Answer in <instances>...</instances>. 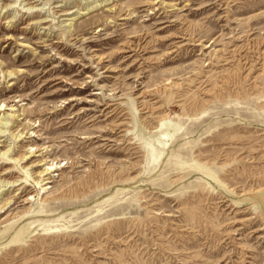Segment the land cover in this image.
<instances>
[{"label": "rangeland", "instance_id": "rangeland-1", "mask_svg": "<svg viewBox=\"0 0 264 264\" xmlns=\"http://www.w3.org/2000/svg\"><path fill=\"white\" fill-rule=\"evenodd\" d=\"M2 153L0 264H264V0H0Z\"/></svg>", "mask_w": 264, "mask_h": 264}, {"label": "bare ground", "instance_id": "bare-ground-1", "mask_svg": "<svg viewBox=\"0 0 264 264\" xmlns=\"http://www.w3.org/2000/svg\"><path fill=\"white\" fill-rule=\"evenodd\" d=\"M67 15H71L72 14V12H68V13H66ZM69 25V24H68ZM162 124V123H161ZM163 127V126H162ZM165 128V127H164ZM160 131V130H159ZM161 132V131H160ZM162 133V132H161ZM8 152V151H7ZM0 158L2 159V160H4V161H6L5 162V164H12V161L14 162L15 161V159L14 160H12V159H10V156H8V155H6V153H2V154H0ZM53 168V167H52ZM48 171V170H47ZM7 173H9V172H7ZM47 175V174H46ZM47 184H49V183H47ZM19 186V185H18Z\"/></svg>", "mask_w": 264, "mask_h": 264}]
</instances>
